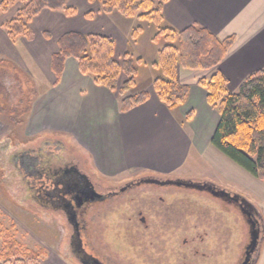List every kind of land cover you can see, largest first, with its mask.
<instances>
[{
    "label": "crops",
    "instance_id": "obj_1",
    "mask_svg": "<svg viewBox=\"0 0 264 264\" xmlns=\"http://www.w3.org/2000/svg\"><path fill=\"white\" fill-rule=\"evenodd\" d=\"M67 6L74 9V14L40 11L30 22L29 40L19 37L12 42L0 26V61L22 72L35 92L22 124L26 135L69 137L88 155L92 170L102 178L190 174L185 167L196 161L193 154L210 164L223 155L210 144L219 121L218 111L208 104L207 92L198 81L218 70L228 81V91L236 92L245 78L264 69V0H166L161 15L168 27L181 31L196 23L221 40L234 36V42L212 69L178 67L176 82L186 86L188 94L175 110H169L153 89V80L161 76L159 69L152 65L149 71L140 64L135 87L128 94L144 90L148 99L127 112L120 110L116 92L95 84L79 71L75 58L65 60L56 81L51 57L65 33L108 36L115 42L116 57L128 50L132 53V46L125 44L117 54L116 42L121 37L118 26L123 19L116 10L101 12L97 0H67ZM12 9L0 15V25L14 15L16 9ZM88 12H93L92 17ZM132 57L137 59L133 53ZM141 74L144 84L137 83ZM122 80L120 77L118 86ZM252 264H264L263 224Z\"/></svg>",
    "mask_w": 264,
    "mask_h": 264
},
{
    "label": "rangeland",
    "instance_id": "obj_2",
    "mask_svg": "<svg viewBox=\"0 0 264 264\" xmlns=\"http://www.w3.org/2000/svg\"><path fill=\"white\" fill-rule=\"evenodd\" d=\"M18 7V4L14 5L12 11ZM119 15L123 24L117 27L122 37L116 42L117 54L125 44H130L134 57L142 59L143 66L150 71L165 41L162 38L157 43L152 40L156 33L154 24ZM137 27H141L142 32L133 40L131 34ZM14 74L20 77L24 87L28 86L22 72L15 71ZM5 83L7 92L12 93L18 82L9 78ZM137 83H145L142 74ZM193 155H196V161L185 167L192 173L177 177L212 182L240 196L252 206L264 226V182L224 155H218L211 164L199 155ZM70 167L86 174L92 183L103 188H116L131 179L128 178L131 175L99 177L92 170L88 155L83 154L69 137L58 134L28 136L22 125H15L0 115V255L6 236H9L22 249H42L45 256L39 264H81L80 251L76 243L71 244L70 222L56 198L53 201L45 195L54 194L52 184L62 180L63 172ZM143 188L179 190L176 185ZM63 189L59 188L58 192ZM180 189L179 192L187 199L183 205L187 210L188 206H199L200 217L198 215L193 222L190 220L182 225L149 223L153 232L160 235L153 237V245L138 238V233L142 232L139 228L133 230L136 223H126L129 233L123 231L119 238L114 234V230L119 232L125 227L116 224V198L86 208L84 218L88 234L83 233L79 242L85 250L98 255L107 264H240L250 242V225L245 214L234 203L221 202L207 192ZM210 211L209 216L203 214ZM78 220L81 222L82 218ZM119 246L128 249V257L121 254L124 251ZM134 255H138L135 261L132 259ZM0 264H3L1 258Z\"/></svg>",
    "mask_w": 264,
    "mask_h": 264
},
{
    "label": "trees",
    "instance_id": "obj_3",
    "mask_svg": "<svg viewBox=\"0 0 264 264\" xmlns=\"http://www.w3.org/2000/svg\"><path fill=\"white\" fill-rule=\"evenodd\" d=\"M97 1L101 12L105 14L116 10L125 17L148 21L156 27L152 40L157 43L162 38L165 42L157 52L156 61L152 63L161 74L153 80L152 86L159 100L169 110L184 104L188 94V88L176 82L178 67L212 69L224 58L235 39L230 36L221 40L196 23L181 31L168 27L161 15L166 0ZM16 4L19 7L15 14L0 25L12 42L19 37L31 39L30 22L43 9L61 10L67 15L75 12L67 6V0H0V15ZM87 15L92 17L93 12ZM141 32V27L134 29L132 39ZM57 44L58 51L51 57V70L56 81L62 74L65 60L72 57L77 60L82 74L88 75L95 84L117 93L122 112L148 99V93L144 90L128 94L135 87L142 60L134 59L129 50L116 57L115 42L111 37L68 32L58 39ZM15 71L17 73L18 70L0 61V115L15 125H22L35 92L32 83L25 77L29 83L24 87L20 77L14 76ZM120 77L123 80L118 86ZM9 78L19 83L13 86L12 93L7 92L5 83ZM198 84L206 90L208 104L219 114L210 144L237 166L264 182V69L245 78L236 92L228 91V81L218 70L208 78L199 79ZM5 240L0 255L3 264H39L45 256L42 249H22L9 236Z\"/></svg>",
    "mask_w": 264,
    "mask_h": 264
},
{
    "label": "flooded vegetation",
    "instance_id": "obj_4",
    "mask_svg": "<svg viewBox=\"0 0 264 264\" xmlns=\"http://www.w3.org/2000/svg\"><path fill=\"white\" fill-rule=\"evenodd\" d=\"M62 175L64 176L62 180L52 184L51 190L54 194L45 193V195L53 201L55 200L54 197L56 198L55 201L59 202L61 209L64 211V215L70 222V226L72 228L71 244L76 243V248L81 254L79 256L81 264H107L104 260L99 258L98 255L91 254L85 250L83 244L79 241L82 239L81 235H83V233L85 234L86 232V235L88 234L84 218L87 213L86 208L92 204L102 203L111 198H116V200L114 199L116 206L114 214L117 217L116 224H123L126 227V223H136V225L133 226V230L139 228L142 233H138V238L144 239L145 241L148 240V245H153V237L160 236L157 231L153 232L149 223H158L161 225H172L173 223H178L179 225H182L190 220L193 222L198 215L200 217L201 211L198 205V207L188 206L189 210H187V207L183 205L186 203L184 200L187 199H185V197L182 196V193L179 192V190H181L180 188L191 189L197 192H207L209 195L214 196L221 202L229 204L234 203L245 214L246 219L249 220L250 223L254 224L251 229H257L260 232L259 236L262 232L261 219L252 209V206L240 196L230 193L226 189L219 187L212 182H196L195 180L182 177L180 178L177 176L144 174L133 179L126 180L127 183L119 185L116 188H103L99 184L92 183L86 174L80 172L74 167H70L65 170ZM153 180H158L160 182L166 181L168 184L149 182ZM150 185H155L157 187H169L176 185L179 190L160 191L158 188H143L145 186L149 187ZM40 187L41 185L39 188ZM59 188L64 189L58 192ZM91 192H95L98 197L93 200H85L81 206H76V198L78 195H86ZM213 192H215V194ZM211 213V211L208 213L203 212L205 216H209ZM79 217L82 218L81 222L78 220ZM125 227L120 228L119 232L114 230V234H116L119 238L122 236L123 231L129 233V230ZM226 227L228 228V226ZM130 232L132 231L130 230ZM127 250V248H121V251H124L121 254L128 257ZM256 250L251 256L250 264L253 263ZM138 255L136 256L137 258L134 255L132 259L134 261L137 260ZM129 260L131 261V259Z\"/></svg>",
    "mask_w": 264,
    "mask_h": 264
},
{
    "label": "water",
    "instance_id": "obj_5",
    "mask_svg": "<svg viewBox=\"0 0 264 264\" xmlns=\"http://www.w3.org/2000/svg\"><path fill=\"white\" fill-rule=\"evenodd\" d=\"M149 182L158 183V184H168L166 181L160 182L158 180H153V181H149ZM213 193L215 194V192H213ZM96 197H98V195L95 192H91L90 194H86V195H78L76 198V206H81L83 201L93 200ZM248 222H249V220H248ZM249 225H250V242L245 248L244 259L240 264H250L251 256L254 253V251L256 250L257 245H258V241L260 239V236H259L260 232L255 228L251 229L254 226V224L249 222Z\"/></svg>",
    "mask_w": 264,
    "mask_h": 264
}]
</instances>
